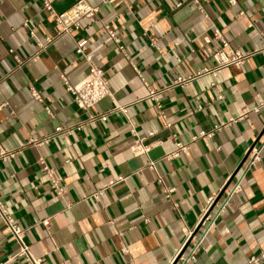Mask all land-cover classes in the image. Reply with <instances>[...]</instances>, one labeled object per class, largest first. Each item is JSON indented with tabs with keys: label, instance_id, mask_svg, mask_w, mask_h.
<instances>
[{
	"label": "crops",
	"instance_id": "1",
	"mask_svg": "<svg viewBox=\"0 0 264 264\" xmlns=\"http://www.w3.org/2000/svg\"><path fill=\"white\" fill-rule=\"evenodd\" d=\"M44 1L62 14L80 0H0L2 147L11 152L59 126L87 120L61 79L63 73L77 84L87 77L89 65L76 52L82 39L105 71L112 97L91 109L110 112L107 121L0 159V198L13 222L26 230L33 256L40 264H170L186 233L196 229L208 199L227 195L242 177L248 149L257 145L263 146L260 163L245 173L214 223L196 229L204 234L191 264H251L252 257L264 264V53L240 68L222 69L215 78L198 76L216 65L213 54L221 46L216 30L232 49L264 46V0L234 5L199 0L202 9L192 0H85L100 7L97 15L57 38L60 27ZM48 37L53 42L39 51L38 43ZM188 76L195 79L172 87L178 77ZM30 86L41 93L42 103ZM150 88L162 91L160 106L148 98ZM224 122L231 124L212 137L200 136ZM138 138L149 147L147 153L132 151ZM177 142L189 143L190 150L167 160ZM40 159L54 169L63 195L52 188ZM152 162L157 169L150 168ZM121 178L102 199L92 197ZM172 187L167 196L165 188ZM18 251L0 217V264ZM13 264L28 263L17 257Z\"/></svg>",
	"mask_w": 264,
	"mask_h": 264
},
{
	"label": "built area",
	"instance_id": "2",
	"mask_svg": "<svg viewBox=\"0 0 264 264\" xmlns=\"http://www.w3.org/2000/svg\"><path fill=\"white\" fill-rule=\"evenodd\" d=\"M195 4L199 6L200 9H202L201 5L199 4V0H192ZM236 4V0H231L230 5ZM44 6L45 8L50 11L51 13L55 14V21L57 25L60 27V31L57 33V37H60L62 35H71L75 31L80 29L81 26V21L84 18H92L100 10L99 6H93L87 3L85 0H80L74 7H72L70 10L62 13V14H56L51 3L48 1H44ZM242 16H245V14L242 12ZM28 24V21H25V25ZM251 25V23H249ZM106 30L108 34L110 35L111 38L114 39L116 43L120 42V39L117 37L116 33L109 28V26H106ZM33 35L34 33L31 32ZM215 37L220 40L221 46L220 48L214 52L213 58L216 62L215 67L213 68H207L204 69L203 71L198 73V76L204 75V74H210L214 78L217 77L218 73L229 66H234L237 68L242 67L245 62L251 58L253 55L257 53H264V46L260 49H254L252 51H241L237 49H232L229 45V43L222 37L221 32L219 30H216L215 32ZM54 38L48 37L46 38L45 43H38V48L39 51L47 49L48 45L53 42ZM154 42V41H153ZM87 45L88 41L86 39H82L76 43V52L78 55H81L86 62L89 65V73L85 79L80 81L77 84H73L69 78L65 74H61V79L63 80L64 84L66 85L67 91L71 93L73 96L74 102L78 106L79 109L82 111H85L87 115V120L82 122L81 124L75 125V126H59L55 129V132L43 139H31L28 143H26L22 148L13 150V151H8L2 147V144L0 142V159L3 160H9L17 155H20L25 147L28 145H36V146H42L45 145L47 142H50V140L53 137L60 136V135H71L75 130H81L90 125L91 123L100 120V121H107L109 113H104V114H93L91 112V109L94 106H97L103 99L106 97H112V91L110 87V82L108 77L106 76L105 71L103 68L99 67L94 59L93 55L90 53H87ZM123 50V49H122ZM18 63L21 65L22 62L17 59ZM195 79L194 76H188V77H178L174 83L172 84V87L180 86L183 87L187 83H189L191 80ZM215 81L212 82V85H215ZM31 94L33 98L40 103L43 102V97L41 93L36 90L34 87L30 86ZM162 91H157L152 88L149 89V95L148 98L151 100L155 101L159 106V94ZM219 98H222V96H219ZM261 106H264V101L261 103ZM116 110H120L122 112H126V107L125 106H118ZM47 112L51 117H54V113L49 110V107L47 108ZM232 122V121H230ZM220 123L218 125H215L213 131L211 132H206L202 131L200 136H208L212 137L215 131H220L224 127H227L231 123ZM167 126H170V123H167ZM132 132H135V129L132 128ZM199 136L193 137V141L197 140ZM143 139L137 140L136 144H134L131 149L134 152L135 155H141L145 154L149 151V147L143 145ZM177 147L176 150L167 155L166 159L167 160H172L174 158L180 157L181 155L187 153L190 150V144L189 143H183V142H177ZM263 146H253L248 149L245 157V162L246 165L243 168V174L240 179H238L232 187L229 189V192L227 195L221 199L220 195H213L211 196L207 203L206 206L204 207L202 211V215L199 219V222L197 224L196 229H198L200 226H204L205 224L214 223L215 218L219 213H221L227 206V203L230 199V197L238 192L240 190V183L241 179L244 177L245 173L248 172L250 169L256 167L260 161V152L262 150ZM40 164L43 165V169L45 174L47 175L48 179L51 182L52 188L56 189L59 195H63L64 190L63 188L59 185V182L55 179L54 177V169L50 167L49 165L46 164L45 159H40ZM150 168L152 169H157L155 162H152L149 164ZM123 180L122 178L120 180H112L104 187L103 189L97 190L95 193H93L92 197L95 199H102L105 190L108 186H113L117 184L119 181ZM159 183H163V179L160 176L158 179ZM175 190L174 187L172 188H165V193L167 196H170V194ZM0 217L3 219V221L7 224L8 229L12 233L13 237L17 241L19 245V251L16 255L10 256L7 258V261H5L2 264H13L14 260L17 257H24L25 260L27 261L28 264H40V260L36 259L33 254L31 253L30 247L28 244H26L25 238H26V230L20 226L19 224H16L12 220V216L8 209L6 208L4 202L0 198ZM45 227H49V221L45 220L43 222ZM196 229L192 231H188L186 233V238L174 258L172 259L170 264H191L197 259L198 255V249L200 247L201 241H202V233L199 235L196 232ZM207 229L204 228V232ZM204 234V233H203ZM194 241V244L189 247L187 250V247L189 246L190 242ZM124 253L128 252V248L124 247L122 249ZM260 261V258L258 257H252L249 261L251 264H258Z\"/></svg>",
	"mask_w": 264,
	"mask_h": 264
}]
</instances>
